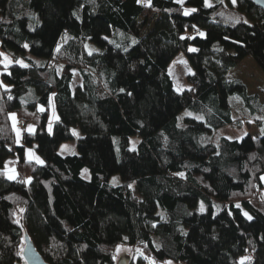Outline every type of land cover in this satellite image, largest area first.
Wrapping results in <instances>:
<instances>
[{"label": "trees", "instance_id": "obj_1", "mask_svg": "<svg viewBox=\"0 0 264 264\" xmlns=\"http://www.w3.org/2000/svg\"><path fill=\"white\" fill-rule=\"evenodd\" d=\"M88 42L101 50L88 54ZM0 48L15 62L6 70L0 56V264L21 262L23 227L51 264H116L123 244L140 251L138 264H264V135L209 140L243 123L235 96L264 117V88L249 94L227 78L247 57L264 73V9L250 0H0ZM180 50L193 72L178 93L168 70ZM184 110L195 116L180 126ZM12 113L36 123L21 145ZM74 128L79 154L62 157ZM32 146L43 165L25 158Z\"/></svg>", "mask_w": 264, "mask_h": 264}, {"label": "rangeland", "instance_id": "obj_2", "mask_svg": "<svg viewBox=\"0 0 264 264\" xmlns=\"http://www.w3.org/2000/svg\"><path fill=\"white\" fill-rule=\"evenodd\" d=\"M226 1V0H225ZM210 4H212V0H209ZM231 2V0H230ZM232 3V2H231ZM233 7H237V3L233 4ZM68 34H65L62 37V40L59 43V48L61 47V45H63L69 38ZM87 53L88 54H92L93 52H97L99 50H101L99 47H97L95 44L88 42L85 46ZM0 53H3L4 55H6L8 57V59L10 61H12L11 63H8L7 61L4 60V56H2V63L5 67V69L7 70V68L9 66H11L12 64H14L15 62L12 60V58L5 52H3L0 48ZM253 60V59H252ZM17 61H22V60H17ZM24 63V62H23ZM254 63V61H253ZM257 64V63H255ZM245 66H247L248 64H244ZM257 67H255V73L256 76H253V79L251 78L249 81H247L246 83L250 84V85H254L255 89L258 88V86L261 88V86L264 87V73H262L261 69L259 68L258 65H255ZM237 69H231L229 71V76L228 79L229 80H236L235 75H233V73L236 71ZM170 76L173 79L174 82V88L177 89L180 88L181 91H177L178 93H181L184 90H188L190 89L187 77L188 75H190L193 72L192 66L189 64L188 61V57L185 54V52L183 50H180L179 53L177 54V56L171 61V63L169 64V70H168ZM252 75H255L254 73H252ZM81 78L78 74V72H75V77L73 80V84H72V88H76L80 83H81ZM235 98H238L240 101L236 100ZM234 101L232 102V105L234 107L233 110V117L234 119H240L243 120V123L241 125H238L236 127H233L231 125H225L224 127L219 128V130L215 131L214 135L209 138V140L212 143H216L219 144L220 143V139L222 138H228L231 140H242L244 137H246L248 134H251L253 136H258V135H264L262 134L261 130L264 129V120L262 121L261 125L257 126L258 124V120L260 119L261 116L259 115H252L249 110L247 108H245L243 106V102L240 99V97L235 96L234 98H232ZM261 99L264 100V96L261 95ZM50 118L48 121V129L49 126H51V132L53 131V127H54V123L59 119V114L57 112V104L55 102V97L52 96L51 98V102H50ZM187 113H191V115H187ZM15 114V113H12ZM11 114V116H12ZM195 116V114L189 110H184L182 111V113L179 115L178 120H179V125L182 126L184 124V118L186 117H193ZM12 121H13V125L16 128V138H17V144L21 145L23 142V134L25 133V131H31L32 129H34V127H36V123L35 121L31 120L29 121L27 124L24 123V121H22L21 119H19V117L15 114V119L12 116ZM250 123H248V122ZM17 129H19V133L17 131ZM36 130V128H35ZM34 130V132H35ZM75 133L73 132L74 138L72 140H68V141H64V143H62L59 147V154L62 157L65 156H76L79 154V147L78 145V140L82 137L80 130L78 128H74ZM50 132V133H51ZM245 133H247V135H245ZM204 140V137L202 138ZM206 142V141H205ZM130 144H131V148L135 149L137 148V146L139 145V139L137 137H132L130 139ZM67 146V147H64ZM29 149L32 150L31 154L29 153ZM38 156L40 159H42L45 162V159L42 158L38 152L37 149L32 146V147H26V152H25V158L30 160V161H36L34 159V157ZM17 158L15 156H11V158L8 159L7 163H6V167L5 169L7 170V176L9 175H15L16 176V170H15V164L17 162ZM40 164V163H38ZM44 164V163H43ZM40 164V165H43ZM87 169V172H84V170ZM83 169L81 176L82 178H84L85 180H89L91 179V172L89 170V168H85ZM14 170V171H12ZM114 178H115V182H114ZM110 182L112 185L114 186H120L122 184V177L119 176L118 174L113 175L112 178L110 179ZM131 187L134 190V193L137 197H139L140 199H142V197L138 194L137 192V186L136 183H132ZM264 192V189H263ZM204 207V211H206L205 206ZM220 206L216 207V212H218ZM201 209V204H200V208ZM250 215V214H249ZM117 252V257L116 260L123 255V253H128L132 256L133 258V263L135 262V264H138V259L140 258V251H138L137 249L128 246V245H121L119 246V251ZM150 264V263H147ZM158 264V263H157ZM160 264H165V263H160Z\"/></svg>", "mask_w": 264, "mask_h": 264}, {"label": "snow or ice", "instance_id": "obj_3", "mask_svg": "<svg viewBox=\"0 0 264 264\" xmlns=\"http://www.w3.org/2000/svg\"><path fill=\"white\" fill-rule=\"evenodd\" d=\"M141 2H142V0H137V3H141ZM146 2H147V5H148V6H151V0H146ZM221 2H222V0H221ZM231 2H232L233 4H236V3H237V0H231ZM177 3L183 5V4L185 3V0H177ZM204 3H205V6L211 7V4H210L209 0H204ZM196 11H197L196 8H185V9H184V14H185V15H189V14L194 13V12H196ZM237 22H239V21H237ZM245 23H247V21H245ZM193 27H195V26H193ZM197 35H199V36H205L206 34H205L204 32H202V31L197 30ZM181 38L183 39L184 37H181ZM188 38H189V39H192L193 37H188ZM105 39H107V37H105ZM133 43H136V41H135L134 39H133ZM25 47H28V45H25ZM198 50H199V49L194 48V47H190V48L188 49V51H190V52H196V51H198ZM57 51H59V46L57 47ZM0 56H4V60L7 61L8 63H11V62H12V61H10V60L8 59V57H7L6 55H4L3 53H0ZM17 63L22 64L24 67H28L27 64H24V63H23V61H17ZM193 74H194V73H193ZM5 87H7V86H5ZM121 91H123V89H122ZM177 91H181V89L178 88ZM10 98H11V97H10ZM40 111H44V108L41 107V108H40ZM187 115H191V113H187ZM12 116H13V118L15 119V114H12ZM196 119H198V120H202L203 117H202V116H198V117H196ZM260 119L264 120V117H260ZM17 131H18V133H19L20 130L17 129ZM48 131L51 132V126H49ZM73 132H74V134H76V133H75V130H73ZM261 132H262V134H264V129H262ZM245 135H247V133H245ZM64 147H67V146H64ZM31 152H32V150L29 149V153H30V154H31ZM34 159L36 160L37 163H40V164H43V163H44V161H43L42 159H40L38 156L34 157ZM12 171H14V170H12ZM84 172H87V169H85ZM179 175H183V173H179ZM8 178H9V179H15L16 176H15V175H9ZM31 179H32V178L29 177L26 181H23V182H25V183H30V182H31ZM262 179H264V177H262ZM114 182H115V178H114ZM236 207H237V208H240L241 205H240V204H237ZM200 210H201V211L204 210L203 203H201V209H200ZM20 211H24V209H20ZM244 216L247 217L248 220H252V219H253V217H252L251 215H249L247 212H244ZM16 223H19V220H17ZM154 226H155V225H154ZM117 251H119V248L117 249ZM20 254L22 255L23 253H20ZM245 260H251V257H248V256L242 257V258H241V261H240V264H244V261H245ZM153 264H155V261H153ZM165 264H172V262H171V261H167V262H165Z\"/></svg>", "mask_w": 264, "mask_h": 264}, {"label": "water", "instance_id": "obj_4", "mask_svg": "<svg viewBox=\"0 0 264 264\" xmlns=\"http://www.w3.org/2000/svg\"><path fill=\"white\" fill-rule=\"evenodd\" d=\"M253 2L257 7L264 9V0H250ZM20 224L23 225L22 220L20 221ZM24 228V238H23V248L21 250V253H23L21 262H18L16 264H51L45 260L43 255L40 254L38 251L36 245H34L30 234H28L25 227ZM116 264H133V258L128 253H123L122 256H120L116 261ZM174 264H183L181 262H177Z\"/></svg>", "mask_w": 264, "mask_h": 264}, {"label": "crops", "instance_id": "obj_5", "mask_svg": "<svg viewBox=\"0 0 264 264\" xmlns=\"http://www.w3.org/2000/svg\"><path fill=\"white\" fill-rule=\"evenodd\" d=\"M246 63L248 64L247 66L244 65ZM255 65H257V64L253 63L252 58L247 57V58L244 59V61L241 62V64L238 67H236L237 70L233 73V75H235L234 79H239V80H241L244 83V85H247L249 94H256V92H258V89L260 88L258 86V88L255 89L254 85H250V84L246 83L251 78L253 79V76H256L257 73H255L256 72L255 71V67H257V66H255ZM228 73H227V78L229 76ZM252 73H254L255 75H252ZM261 88H264V87L261 86ZM260 100L262 102L264 101V100L261 99V96H260ZM258 136H260V135H258Z\"/></svg>", "mask_w": 264, "mask_h": 264}]
</instances>
